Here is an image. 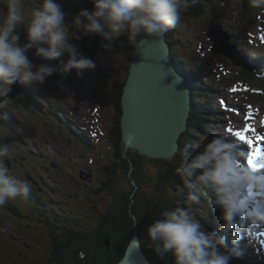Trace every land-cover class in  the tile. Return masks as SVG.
I'll list each match as a JSON object with an SVG mask.
<instances>
[{
    "label": "clouds",
    "instance_id": "9594fccd",
    "mask_svg": "<svg viewBox=\"0 0 264 264\" xmlns=\"http://www.w3.org/2000/svg\"><path fill=\"white\" fill-rule=\"evenodd\" d=\"M94 10L81 9L71 24L56 0H42L27 15V42L19 43L15 32L25 24L22 0H7V10L0 22V121H9L7 98L12 85L43 84L56 72L75 69L94 70L96 63L82 55L71 40L92 34L126 37L129 46L136 47L145 36H163L177 26L182 10L197 0H92ZM252 7H264V0H250ZM105 28L108 32H105ZM53 61L67 54L59 68L51 64L33 63L27 52ZM264 120V116L261 117ZM264 127V125H262ZM9 147L0 144V206L17 197L27 199L31 185L9 173L4 158ZM250 153L227 135H216L201 151L189 154L184 149V162L176 168L188 190L186 205L177 204L162 212L147 235L155 253L163 258L171 253L174 264H230L232 258H242L239 242L243 233L254 226H264V172L254 170L248 161ZM206 200L209 206L222 209L224 223L213 231L205 230L192 205ZM247 205V208H245Z\"/></svg>",
    "mask_w": 264,
    "mask_h": 264
},
{
    "label": "rangeland",
    "instance_id": "374dc122",
    "mask_svg": "<svg viewBox=\"0 0 264 264\" xmlns=\"http://www.w3.org/2000/svg\"><path fill=\"white\" fill-rule=\"evenodd\" d=\"M56 2L62 6V11L66 14V23L71 24L73 18L78 13H70L74 12V10L78 8L79 4L75 5L76 2H82V0H56ZM243 2L244 0H236L230 3H224L222 0H203L206 12L200 15V17L189 19L190 23L187 25V27L192 31L191 35L195 41L196 50L193 47H188V50H184L183 53H186L188 58L191 57L190 52H195L196 54L198 53L199 55L197 54V57H202L204 52L208 53L211 43L209 39L210 36L207 33L209 23L212 20H217L218 22L220 21L226 24V27L231 29L234 25H239L237 20V12L241 8H245ZM41 3L42 0H22V6L26 15L25 23H27V15L31 12V10L35 7L41 6ZM3 4L7 7V0H0V22L3 21L7 10ZM254 18L255 17H252V20H249L245 23V27L248 31H255L253 27L256 26V22L264 23V18ZM20 26L23 27L24 24H21ZM236 30L238 29L236 28ZM16 33H18L20 36L19 32ZM87 38V36H84L80 40L70 41L71 43L78 46V50L82 55H84V43L86 42ZM112 38V41L103 42V46L101 47L102 50L99 49V51L101 50L99 54L86 56L96 63V68L94 70L86 69L82 74H76V77L72 79H70L68 76H65V73L59 72L60 75L48 77L43 84H35L39 91H41L40 95H45L49 102L47 108L44 109L45 115L39 116L47 123V128L50 129L51 133L45 129V122L40 121L39 117L36 115V111L32 104L33 100L31 98H24L25 102L28 103L31 109L30 111L20 99L17 101V103L21 104L19 107H15V104L17 103L8 99L6 108H9L10 111H13L14 116L19 119L18 122H13L12 120L5 122L9 125H11L10 123L17 125L18 136L21 137V135L24 132H27L28 129L29 133L26 137H24V140L26 141L24 144V150H30V148L35 146V150L42 151L41 148L46 147V150L50 151L49 154L52 155L56 161L58 158H61L62 160L68 159V155L65 153L66 148L70 151V154L76 157H72V162L74 164L78 163L76 166H73L72 163L69 166L71 169L65 167L64 172L66 173V177H64L63 172L60 173L58 170H49L47 175H41L39 169L41 172H45L43 166H37L41 163L39 162L40 159H32L34 163L38 162L36 165H32V161L29 160L30 168H28L26 165L24 166V169L26 170L25 174L29 176L32 174L39 181H43L41 178L42 176L44 178L43 182L46 181L47 186H50L56 190L53 192L54 195L49 194L47 199L54 200L60 198L62 201H64L63 199L65 197H67V199L70 198V200L72 198H79V202L85 203L87 205L86 214L93 224H97L99 222L103 215V211H105L107 206L113 202L114 195L116 196L114 190L120 192L127 188L125 187L121 189V187L117 185L122 184L123 175L120 174L126 173L125 170L119 171V166H125L126 162H120L119 166H115L118 160L114 153L115 149L111 146L108 138V134L114 130L113 121L116 111L113 105L112 97L110 95V88L115 80L122 82L126 77L134 47L128 45L126 37L124 36L118 38L113 36ZM67 59V54H64L60 58L56 59V61L61 64L60 66H62L63 63L67 62ZM207 63L212 69L211 79H222V84L218 90L221 95L225 96L224 100H226L227 103L223 109H229L236 114L238 113V115L233 116L231 120H229L227 117L216 119L215 123L212 124L213 130L211 133L218 132V135L225 134L228 137H231L232 134H229L227 131L229 127L225 128L223 126L225 122H230L233 125L238 124L235 125L236 127H251V129L254 130L252 131L254 139L258 141L257 147H261L264 144V139H261V137H264V127H262V125H264V120L261 119L263 116L261 113V104L263 105V102L240 91V89L243 87L240 80L234 78L233 76H229L231 70L229 69L230 63L228 57H208ZM53 64L57 65L55 63ZM102 78H105L104 82H101ZM30 85H28V90H30ZM256 86L257 85H254L253 88H257ZM221 102L223 103H221L219 107H223L225 104V101ZM230 105H233L235 109H231ZM94 106L95 109L93 110ZM77 107H80L81 109L78 110ZM55 108L60 111L61 118L67 120L69 124H72L73 127H80L83 129L87 128L89 131H92V128L95 125L100 135L94 131L93 132L96 133V135L102 140L101 142H103L104 145L102 148L105 154L99 152L101 147H91V152L95 156H91V153L85 150L86 155L80 159L79 156H81V149L76 145V143H73L74 137L68 136L63 139L61 136H59V134L63 135L66 133V128L60 126V124L52 120L53 114L49 111H53L55 113ZM245 111H247L248 114H245ZM0 122L2 123L4 121ZM105 130L107 133H104ZM242 130L243 129L237 131ZM53 131H55L54 133H57L58 135L54 134ZM2 133L4 132H2V129H0V142H5V145H8L10 142L8 140L14 139V136L12 133L8 135H2ZM34 133H36L38 136ZM72 133L76 134L73 131ZM16 138L18 139L19 137ZM81 147L87 148L84 144H82ZM22 149L23 147H20L19 150ZM247 150L250 154H252V156L258 152V150L254 149L252 150H254L255 153L250 151V149ZM26 155L27 153L25 151H17L18 159L22 162L26 161L24 158ZM111 158L114 159L113 167H115L114 174L116 176V182L115 184L112 182L111 184L113 185L108 187L109 176L107 171L109 170L103 165L107 164ZM84 161H87V163H84ZM145 164L148 165V167L144 169L145 175L148 178H145L144 182L138 188L141 193L136 197L134 196L135 199L133 197L132 199H129V196L126 195V198L123 197L120 199L119 203H123L120 205V208L125 206L126 216L132 213L135 217L134 221L131 220L130 223L127 222L128 227H125V230L131 231V228L135 226V221L138 225L140 224L139 227L143 230L142 240L147 245H149L151 251L156 257H160L155 253L154 248L149 241L147 229L155 220L162 219L161 214L163 211L171 210L176 207L177 204L186 205V202L180 203L177 199L187 198L188 190L186 188L180 190L172 177L166 179L164 178V173L161 175L158 174L160 172V167L154 162L146 160ZM167 165H171L173 169L178 168L177 162L170 161ZM81 170L93 173V175L90 176L89 180L87 181L88 184L92 183V187L103 188L100 193H96L97 195L104 197L99 202L101 210L95 209L93 202V200L96 201L95 198L91 197L90 195L79 196L78 193L75 192V189L71 188L70 181L73 180L75 174L81 173ZM12 173L16 177L23 179V173L21 171L14 170ZM177 177L178 174L175 171V180ZM158 181L162 184L161 187H157L159 184ZM32 188L33 187H31V189ZM42 191L44 192V188ZM47 191H49V189ZM31 194V196H33L36 193L31 192ZM59 195L64 196L59 197ZM70 195L72 197H70ZM41 197L44 199L46 196L42 194ZM192 207L196 210V212L198 211V208L201 210V213L202 211H205V207L202 203L200 205L194 204ZM143 213H145V215H143ZM199 216L201 217V215ZM13 224L17 225V221L13 220L8 215L3 214V218L0 217V264H16L17 260L12 262L14 259H10V254L13 252V249H18V252L14 253V255L16 257L21 255L20 252L23 250V241L26 243H31V245L34 247H38L36 252L40 255V259L42 261L43 255L47 252L46 247L43 246L44 239L47 237L45 228L41 227L39 224L35 223L34 220H32L29 221V224H31L30 226H26L25 224L22 225L23 232L20 233L12 227ZM9 242H11V245ZM40 243L42 244L40 245ZM29 252L34 253L33 250H30ZM24 256H26V254H24ZM20 263L26 264L24 261H21Z\"/></svg>",
    "mask_w": 264,
    "mask_h": 264
},
{
    "label": "water",
    "instance_id": "95a60500",
    "mask_svg": "<svg viewBox=\"0 0 264 264\" xmlns=\"http://www.w3.org/2000/svg\"><path fill=\"white\" fill-rule=\"evenodd\" d=\"M84 9L93 11V3ZM211 33L216 39L221 37V34ZM26 38L27 33L22 34L21 45L27 42ZM214 50L232 56L227 50L218 47ZM27 55L38 64L47 62L35 56L34 48ZM172 58L165 34L145 36L135 47L127 83L123 86L121 127L122 140L128 146L147 156L175 161L179 138L188 127L193 100L191 89ZM13 87L14 91L9 93L12 97L21 90L19 82ZM120 264H151L138 237L133 238Z\"/></svg>",
    "mask_w": 264,
    "mask_h": 264
},
{
    "label": "trees",
    "instance_id": "16d2710c",
    "mask_svg": "<svg viewBox=\"0 0 264 264\" xmlns=\"http://www.w3.org/2000/svg\"><path fill=\"white\" fill-rule=\"evenodd\" d=\"M78 7H82L81 4H79ZM79 11V8L77 9ZM189 13L190 10H189ZM105 32H108V29L105 28ZM96 36V37H95ZM88 38L86 39V42L84 43V55H97L99 54V49H101V46H103V42H106L105 39H109L110 37L112 38L111 34L109 33L108 36L106 37L105 35H100V34H93L87 36ZM113 39V38H112ZM175 51L177 49L175 48ZM56 60L51 61V65L55 66L57 68L60 67V65H54L53 63H56ZM199 62V61H198ZM182 67L185 69V71H189L190 69H193L192 66L190 65L189 62L186 64H182ZM202 66V64H200ZM195 70L201 72V69L199 68H194ZM60 73L59 71L54 73L52 76H58ZM66 75H71L73 74L72 70L69 73H65ZM65 75V76H66ZM194 79V78H193ZM195 80V79H194ZM195 82V81H194ZM209 83H212L211 81L208 80ZM202 83V82H201ZM215 82H213L214 84ZM216 84V83H215ZM121 93H122V88L120 87V84L116 85L115 84V90L113 94V99L115 101L116 107H117V114L115 117V127L118 129L117 133H113L112 139L114 144H119L121 141V128H120V117L122 114V107H121ZM205 94V93H203ZM196 99L198 98L199 94L194 93ZM35 91H27L25 95H23V100L24 98H31L32 104L35 103ZM24 102V101H23ZM199 105H195V110L194 113L191 117L190 120V128L187 132L183 134L182 138V143H181V165L184 162V149L187 147L189 154H195L196 152L193 153V146L195 145V135L196 130L199 127L202 117L198 113V107ZM136 155H138V152L132 151ZM124 157L127 156V154H123ZM140 156V154H139ZM180 165V166H181ZM142 168V167H140ZM144 173V170L142 171ZM139 174L136 175L134 178H137L139 182L143 181V178H147L144 176V174ZM136 174V171H134V174H129L133 178V175ZM167 175L172 176V178L175 179V172L169 170ZM143 177V178H142ZM175 184L177 186L183 185V180L182 178L178 175L177 179L175 180ZM184 187V185H183ZM184 189V188H183ZM126 194V193H125ZM125 194H123L125 196ZM30 196V195H29ZM129 196V199H131V196ZM24 200L28 206H24L21 201ZM181 200H186V198H181ZM30 202L29 197L27 199H24L22 196L17 197L15 200H9L5 205L0 206V217L3 218V214L8 215L10 218L16 221H23L21 220L22 218L27 219L26 216H33V208ZM116 203V200H115ZM114 208L109 209L107 212L108 214L106 215L105 218H102L99 220V224H97L95 231L89 234L90 240L88 239H81L80 244L75 241L73 237H75V233H72L71 239H69L66 245H62L59 252L60 254H63L65 250L69 254H67V258H72V259H67V260H62V264L66 262H71L68 264H114L116 261H118L124 254L125 247L127 246V243L129 242L130 238L138 231V233L143 236L142 232L143 230L139 227L137 223H135V226L132 227L131 231H126L125 227H128L127 222H131V220H135L134 215L132 214L131 217L124 215L123 210H121V214L119 212H111ZM128 212V210H127ZM70 214V211L68 209H64L63 211V216L68 217ZM134 217V218H133ZM130 219V220H129ZM110 236L112 240V245L108 249L106 247L105 243V237ZM91 242V245L87 244ZM73 244L76 245H82L83 247H78L76 251L73 250ZM144 247L146 246V243L143 241ZM59 256L57 254V250L55 252L54 259H52L51 264H60L59 262ZM242 264H253L249 262L248 260H244L241 262ZM36 264V263H32Z\"/></svg>",
    "mask_w": 264,
    "mask_h": 264
},
{
    "label": "snow or ice",
    "instance_id": "6c2138e0",
    "mask_svg": "<svg viewBox=\"0 0 264 264\" xmlns=\"http://www.w3.org/2000/svg\"><path fill=\"white\" fill-rule=\"evenodd\" d=\"M223 103V102H221ZM227 131L230 134H233L234 137L238 138L241 142H242V147H247V145H251L252 144V140H250L247 136V133L249 131H254L253 129H251V127H245L243 128L242 131H233L232 127H229L227 129ZM261 139H264V137H261ZM250 166H253L254 170H258V167L256 164H253L252 161V154H250V158L248 161ZM258 165L260 169H264V149L259 150V156H258Z\"/></svg>",
    "mask_w": 264,
    "mask_h": 264
},
{
    "label": "bare ground",
    "instance_id": "6f19581e",
    "mask_svg": "<svg viewBox=\"0 0 264 264\" xmlns=\"http://www.w3.org/2000/svg\"><path fill=\"white\" fill-rule=\"evenodd\" d=\"M33 90H35V88H33ZM206 94V93H205ZM77 109L78 110H80L81 108L80 107H77ZM231 111V110H230ZM232 113H234L233 111H231ZM225 126L226 127H232V129H233V131L235 132V131H237V130H239V129H243V127L242 126H234L233 124H231L230 122H227V123H225ZM231 139H234V140H236V141H240L238 138H236V137H234V135L232 134V136L230 137ZM248 138H250V139H252L253 141H252V144L250 145V148L251 149H254V150H258V155L257 156H253L252 157V161H253V164H256V165H258V156H259V150H261V149H263V147L261 146V147H257V143H258V141L256 140V139H254V135H253V133H252V131H249L248 132ZM241 145V144H240ZM245 148V147H244ZM247 148V147H246ZM197 149V148H196ZM259 171H262V172H264V169H260L259 168Z\"/></svg>",
    "mask_w": 264,
    "mask_h": 264
}]
</instances>
